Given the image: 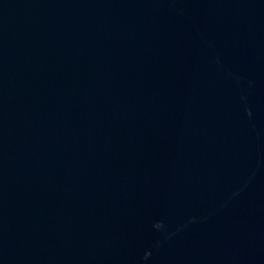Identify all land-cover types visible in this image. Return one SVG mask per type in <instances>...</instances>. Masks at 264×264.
Here are the masks:
<instances>
[{
	"label": "water",
	"instance_id": "95a60500",
	"mask_svg": "<svg viewBox=\"0 0 264 264\" xmlns=\"http://www.w3.org/2000/svg\"><path fill=\"white\" fill-rule=\"evenodd\" d=\"M0 264H264V0H0Z\"/></svg>",
	"mask_w": 264,
	"mask_h": 264
}]
</instances>
